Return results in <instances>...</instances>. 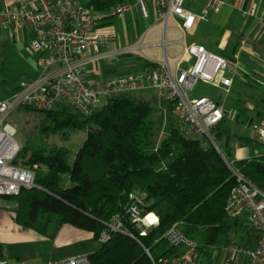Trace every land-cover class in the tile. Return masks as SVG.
I'll return each mask as SVG.
<instances>
[{
    "label": "trees",
    "instance_id": "16d2710c",
    "mask_svg": "<svg viewBox=\"0 0 264 264\" xmlns=\"http://www.w3.org/2000/svg\"><path fill=\"white\" fill-rule=\"evenodd\" d=\"M133 1L91 0L89 6L106 21L113 18L110 14L115 6ZM235 83L247 87L251 81L245 76L236 78ZM18 91L17 87L12 93ZM245 104L236 101L239 109ZM158 105L156 96L141 92L110 98L102 110L87 119L69 111L20 109L35 122L21 121L20 132L38 130L47 140L85 132L87 139L76 153L66 147L23 142L14 164L35 170L37 177L35 188L11 198L15 223L23 229L38 230L43 218L54 217L61 224L92 234L101 248L88 256L90 264H152L146 251L153 259L171 256L173 251L162 237L176 225L189 239L202 235V264L218 262L229 245L252 246L253 228L226 213L230 193L237 184L233 171L215 149L182 136L173 120L159 141L162 121ZM229 112L224 111L217 141L234 169L264 193V155L255 154L264 144L244 131L235 133L233 120L248 124L253 120L241 112L231 117ZM235 143L249 148L251 157L236 160ZM136 194L143 198L144 213H155L160 220L159 226L144 237L127 212L131 196ZM116 217L122 228L111 232L109 226ZM105 233L109 239L101 243Z\"/></svg>",
    "mask_w": 264,
    "mask_h": 264
},
{
    "label": "built area",
    "instance_id": "2783aa9c",
    "mask_svg": "<svg viewBox=\"0 0 264 264\" xmlns=\"http://www.w3.org/2000/svg\"><path fill=\"white\" fill-rule=\"evenodd\" d=\"M245 3L246 0H204L199 6V0H134L115 6L111 13L113 17L138 10L145 20L154 15L156 23L162 27L161 42L149 46L141 44L124 52L161 48L163 59L154 61L149 72L134 77H110L91 82L87 77L88 65L122 52L115 49L118 34L99 28L100 19L94 9L72 0H0V29L13 33L32 32L30 49L39 55L38 75L22 82L18 92L0 101V209L10 211L12 197L24 189L36 187L35 170L14 164L22 148L17 140L18 131L9 121L16 110L69 111L87 119L102 110L114 96L149 89L157 93L159 101L168 105L171 119L180 134L200 142L206 149H215L236 178L237 184L230 193L226 213L232 219H246L253 228L255 241L252 246H227L218 262L213 264H264V193L236 171L221 150L216 131L223 120L224 107L213 99L193 94L196 86L205 84L228 95L233 88V79L227 74L236 73L225 56L186 40L198 22L208 21L227 5L245 18H256L258 5L245 8ZM196 7L201 8L199 13L194 11ZM171 29L182 38L170 39ZM173 46L181 47L174 68L169 54V48ZM187 63L189 67H186ZM145 81L150 85L146 86ZM254 138L264 144V125L255 132ZM131 200L127 212L144 237L149 230L159 226V217L155 213H144L143 198L137 194L131 196ZM121 228L119 217L109 226L111 232H120ZM108 239L109 235L105 233L101 243ZM162 239L173 254L153 259L146 251L152 264H202L199 243L185 237L178 225L170 228ZM0 264H8L1 244ZM58 264H90V261L83 255Z\"/></svg>",
    "mask_w": 264,
    "mask_h": 264
},
{
    "label": "crops",
    "instance_id": "0c3cea01",
    "mask_svg": "<svg viewBox=\"0 0 264 264\" xmlns=\"http://www.w3.org/2000/svg\"><path fill=\"white\" fill-rule=\"evenodd\" d=\"M72 1L86 5L91 2V0ZM199 2L200 6L204 0H199ZM252 4L259 7L256 18H245L242 13L227 5L218 14L212 15L208 21L198 22L186 40L188 43L203 45L212 52L205 44V41L211 40L212 43L209 46L217 45L218 52L215 53L228 59L230 68L233 69L236 76L243 74L242 77H236L233 72L227 74L229 78L233 79V88L231 93L225 94V96L231 101L229 105L231 117L232 114L236 117L241 112L244 118L253 120L252 123L245 125L242 124L245 122L244 120L238 123L233 120V131L235 132L240 126H243L245 129L238 130L237 133L249 131L255 134L264 125V0H246L245 8ZM200 10V7L194 9L198 13ZM97 15L100 19L98 26L101 30L114 31L118 34L119 40L115 49L122 50V52L119 55L88 65L87 77L89 81L95 82L98 79L104 81L110 77H134L149 72L154 61L163 59L164 51L161 48H143L139 52H124L141 44L149 46L161 41L163 38L162 27L156 23L153 14L152 18L145 20L141 18L138 10H133L130 14L122 17L112 16V19L106 21H102L103 15ZM170 25L173 26V23L170 22ZM202 31L210 37L208 39L199 38L198 40L197 36ZM0 32L10 35L15 42L25 39L30 48L32 32L13 33L3 29H0ZM169 38L178 40L182 37L178 32L171 29ZM200 40L203 43L199 42ZM169 54L171 65L174 68L180 57L181 47H170ZM186 67H189V63L186 64ZM245 76H249L251 81L249 86L244 87L242 84L235 83L236 78L244 79ZM145 85L149 86L150 83L145 81ZM142 93L156 96L160 105V108L159 105L157 107L158 114L159 109L164 114V119L160 118L163 124V121L168 117L167 113H169L167 104L159 101L157 93L153 90L148 89ZM240 100L245 101L246 104L239 109L236 106V101ZM217 102L221 104V102ZM161 139L160 136L159 141ZM257 150L255 154L264 155V152ZM234 156L236 160H246L251 157V154L248 156L246 148L235 143ZM42 226L44 232H42ZM0 244L5 248L8 264H58L72 257L89 256L101 248L100 242H96L92 234L61 224L54 217L43 218L38 230L23 229L15 223V210L11 212L4 209H0ZM18 248L22 254L21 257L18 254L13 256L11 253L12 250Z\"/></svg>",
    "mask_w": 264,
    "mask_h": 264
},
{
    "label": "rangeland",
    "instance_id": "374dc122",
    "mask_svg": "<svg viewBox=\"0 0 264 264\" xmlns=\"http://www.w3.org/2000/svg\"><path fill=\"white\" fill-rule=\"evenodd\" d=\"M207 33L202 31L198 34L197 39H208L210 36L206 35ZM31 36V35H30ZM171 36V34H170ZM210 40V39H209ZM162 41V39H161ZM160 41V42H161ZM199 42L203 43L202 40ZM158 43V42H156ZM212 41H205L206 46L212 51V52H218L217 45L213 44V46H209ZM180 48V47H179ZM39 55L35 52H33L32 49L28 47V41L23 39L20 42H15L14 39L8 35V34H2L0 32V101L6 100L9 97V94L17 87L20 86V84L24 81L31 80L35 78L39 73ZM198 96L207 97L210 99L215 100L216 102L219 101L224 107V111L229 109V105L231 104L230 100H228V97L225 96V93L221 90H218L212 86L205 85V84H199L196 86L194 93ZM168 107V105H167ZM160 108V105H159ZM169 108V107H168ZM19 111L11 115L9 117V121L13 124L17 131V140L21 147L23 146V142L25 141H31V142H37L40 144H44V146L52 147V146H58V147H66L70 149L73 153H76L81 146L84 144V142L87 139V134L85 132H80L78 134L71 135L68 139H65L64 137L57 136V137H51L48 140L43 138V136L37 131L30 129L28 131L20 132L18 124H20L21 121H28L31 124L35 123L31 119V116L26 115L24 112ZM231 112V109H229ZM229 112V113H230ZM159 109V116L163 120L164 114ZM231 114V113H230ZM168 117L163 121V124L160 126V130L158 132V136H160L164 133H167L169 130V127L171 125L172 119H171V112L169 109V113H167ZM248 122L245 121L242 124L245 125ZM30 124V125H31ZM29 127L31 128V126ZM38 125V123L36 124ZM245 129V127L240 126L238 130ZM235 130H237V127H235ZM235 131V132H238ZM249 137H251L252 134L249 131H244ZM165 137V136H162ZM248 151V156L252 154L250 152V149L245 147ZM260 152H264V147L259 148ZM250 153V154H249ZM13 203V208L10 210L13 212L15 210ZM47 218V217H45ZM55 219V218H54ZM243 223L247 224L248 221L246 219L242 220ZM42 232H44V227H41ZM242 240L241 235L238 236V241L240 242ZM194 241L197 243H201L202 241V235L199 234L196 237H194ZM12 255H19L22 256L21 252L18 249L11 251ZM216 254V253H215ZM214 254V257L216 258V255Z\"/></svg>",
    "mask_w": 264,
    "mask_h": 264
}]
</instances>
